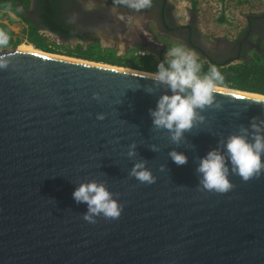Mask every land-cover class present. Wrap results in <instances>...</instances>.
<instances>
[{"label": "water", "instance_id": "water-1", "mask_svg": "<svg viewBox=\"0 0 264 264\" xmlns=\"http://www.w3.org/2000/svg\"><path fill=\"white\" fill-rule=\"evenodd\" d=\"M45 54L0 47V264H264V172L243 180L225 147L231 135L252 142L254 123L264 134L263 97L218 89L175 142L152 122L172 94L153 75ZM213 149L224 193L198 172ZM138 161L153 183L131 175ZM89 181L122 205L118 218L84 219L73 191Z\"/></svg>", "mask_w": 264, "mask_h": 264}, {"label": "clouds", "instance_id": "clouds-1", "mask_svg": "<svg viewBox=\"0 0 264 264\" xmlns=\"http://www.w3.org/2000/svg\"><path fill=\"white\" fill-rule=\"evenodd\" d=\"M124 2L127 7L137 11L151 7V0H124ZM8 42L7 33L0 32V47L7 46ZM4 63L3 57L0 56V66H4ZM201 67L197 53L180 44L168 50L165 61L157 65V70L152 76L154 80L166 84L172 93L161 95L156 107L150 109L152 122L157 128L167 129L175 142L181 139L184 131L192 127L197 118L196 109H203L213 104L218 85L224 81V77L215 65H210L203 75L199 74ZM231 95L236 96V93ZM97 119L103 120L104 114H97ZM252 127L256 129L252 142H249L245 136L231 135L225 145L232 171L245 181L264 172V159H262L264 134H261L258 124L254 123ZM133 150L134 146L130 149L129 155L133 154ZM170 155L178 165L187 162V156L183 153L173 150ZM198 172L202 173L201 183L207 190L224 193L233 187L228 178L225 156L215 149L209 150L201 158ZM131 175L141 182L155 181L150 170L144 167L143 161H138L133 166ZM73 197L77 202L87 203L88 212L84 214V219L89 222H94L93 214L118 218L122 211V205L113 198L103 183L96 181L81 183L73 191Z\"/></svg>", "mask_w": 264, "mask_h": 264}, {"label": "flooded vegetation", "instance_id": "flooded-vegetation-1", "mask_svg": "<svg viewBox=\"0 0 264 264\" xmlns=\"http://www.w3.org/2000/svg\"><path fill=\"white\" fill-rule=\"evenodd\" d=\"M16 5L22 16L10 14L23 26L33 22L97 41L106 34L130 48L164 50L169 41L180 42L204 50L213 59L228 61L249 57L257 45L245 30L246 23L232 38H210L200 30L198 11H191L183 21L174 0H151V7L139 11L127 7L124 0H17ZM261 36L264 41V31Z\"/></svg>", "mask_w": 264, "mask_h": 264}, {"label": "trees", "instance_id": "trees-1", "mask_svg": "<svg viewBox=\"0 0 264 264\" xmlns=\"http://www.w3.org/2000/svg\"><path fill=\"white\" fill-rule=\"evenodd\" d=\"M251 1L242 0L244 3ZM255 1L258 2L260 0ZM16 2L17 0H0V18H7L9 21V23L0 21V32L7 33L9 36L8 45L2 46L3 48H17L26 41L28 44H32L35 48L47 53L66 54L75 58L155 73L157 65L165 61V55L171 47L180 44L184 45L180 42L169 41L167 48L164 50H154L139 46L129 48L127 51L120 53L117 48L104 46L99 41L89 37L59 32L52 27L38 26L33 22H28V26L22 29L20 35L11 28V25L16 23V20L10 13H14L18 17L22 16ZM192 4L198 11L196 8L198 0H192ZM219 21L226 22V17L221 16ZM42 30H48L53 33L59 39V42L48 39L42 33ZM245 30L248 32L247 34H252L253 40L257 42L256 48L249 57L220 61L206 56L204 50L190 46L186 47L197 53L198 62L202 66L200 75L206 73L210 65H215L219 69L224 77V81L218 85L219 87L264 95V41L261 36L264 31V10L247 14ZM64 39L67 40L66 43H64ZM73 39L89 42L88 47L85 48L81 43H78L76 48H72L70 43ZM165 66H167L166 62Z\"/></svg>", "mask_w": 264, "mask_h": 264}, {"label": "rangeland", "instance_id": "rangeland-1", "mask_svg": "<svg viewBox=\"0 0 264 264\" xmlns=\"http://www.w3.org/2000/svg\"><path fill=\"white\" fill-rule=\"evenodd\" d=\"M185 1V0H184ZM182 2V0H174L177 12H179V17L181 20L186 21V18L188 15H190L191 11H196L194 8L192 1L188 0V2ZM187 1V0H186ZM240 0H227V4H222L221 9H216V7H213V4L210 2L209 5L206 7V11L201 14L200 12H197L199 15H201V21L199 22V27L201 32L204 34L210 36V38H214L215 36L219 37H226V38H232L235 33L237 32L238 28L241 26H244L246 23V15L250 12H259L264 10V6H262V9L259 11L256 9V5H261V2L258 1L257 3L254 1L249 2V3H244L242 4L239 2ZM242 1V0H241ZM209 2V1H208ZM186 3V4H184ZM199 7V4L196 8ZM198 10V9H197ZM221 16L226 17V22H220L219 18ZM189 17V16H188ZM1 22L9 23L7 18H0ZM25 26H23V23L20 21H16V23L11 25V28L18 34L22 31V29ZM45 36L48 37V39L54 41V42H59V39L51 34L48 31L43 30L42 31ZM21 35V34H20ZM99 42L102 43L104 46H112L117 48V50L120 53H123L127 51L130 47L129 45L125 44L122 41H116L114 38H112L109 35L102 34L100 35ZM78 43H81L85 48L88 47L89 42L85 41H80V40H73L70 45L72 48H76L78 46ZM30 46L34 47L32 44H28L26 41H24L22 44L19 46ZM18 46V47H19ZM7 50L12 49L11 47L5 48ZM37 49V48H36ZM39 50V49H38ZM41 51V50H40ZM44 52V51H42ZM46 53V52H44ZM51 54H56V55H61V56H68L66 54H58V53H51ZM73 58V57H72ZM75 58V57H74ZM78 59V58H77ZM132 69V68H129Z\"/></svg>", "mask_w": 264, "mask_h": 264}, {"label": "bare ground", "instance_id": "bare-ground-1", "mask_svg": "<svg viewBox=\"0 0 264 264\" xmlns=\"http://www.w3.org/2000/svg\"><path fill=\"white\" fill-rule=\"evenodd\" d=\"M19 49L21 50H24V51H28L30 53H37V54H45V53H42V51L36 49L35 47H30V46H19ZM46 55V54H45ZM50 55V54H49ZM52 56H57V57H62V58H67V59H74V60H79V61H86V60H80V59H77V58H72V57H67V56H61V55H56V54H51ZM108 65V64H107ZM109 66V65H108ZM110 67H117L116 65H110ZM119 69H124V70H127L128 68H122L120 67ZM130 71H133V72H138V73H145V74H150V75H153L152 73H148V72H143V71H140V70H135V69H129ZM128 70V71H129ZM218 89H222V90H228L229 88H224V87H219L218 86ZM234 92H238V93H241V94H247V95H251V96H256V97H263V95H259V94H255V93H249V92H244V91H239V90H234V89H230Z\"/></svg>", "mask_w": 264, "mask_h": 264}, {"label": "crops", "instance_id": "crops-1", "mask_svg": "<svg viewBox=\"0 0 264 264\" xmlns=\"http://www.w3.org/2000/svg\"><path fill=\"white\" fill-rule=\"evenodd\" d=\"M183 1L184 0H182V2ZM190 1H192V0H190ZM253 1H254V3L255 2L257 3V1H255V0H252L251 2H253ZM184 2H188V0L187 1L185 0ZM210 2L213 4V7H216V9H221V5L224 4L225 2H227V0H198V4H199V7L197 8L198 12L203 14L206 11V7H207V5H209ZM239 2L242 3L241 0ZM184 4H186V3H184ZM198 4H197V6H198ZM225 4H227V3H225ZM242 4H244V2ZM246 4H244V6H246ZM200 17H202V16L200 15Z\"/></svg>", "mask_w": 264, "mask_h": 264}, {"label": "built area", "instance_id": "built-area-1", "mask_svg": "<svg viewBox=\"0 0 264 264\" xmlns=\"http://www.w3.org/2000/svg\"><path fill=\"white\" fill-rule=\"evenodd\" d=\"M260 2H261V5H256L255 7H256V9L259 11L260 9H262V6H264V0H260ZM43 33V32H42Z\"/></svg>", "mask_w": 264, "mask_h": 264}]
</instances>
